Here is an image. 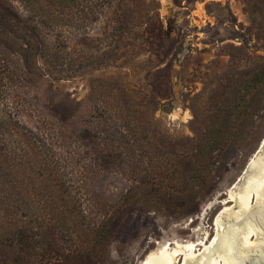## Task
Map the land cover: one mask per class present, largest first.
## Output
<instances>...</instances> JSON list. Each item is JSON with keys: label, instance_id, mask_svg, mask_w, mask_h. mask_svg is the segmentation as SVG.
I'll use <instances>...</instances> for the list:
<instances>
[{"label": "rangeland", "instance_id": "1", "mask_svg": "<svg viewBox=\"0 0 264 264\" xmlns=\"http://www.w3.org/2000/svg\"><path fill=\"white\" fill-rule=\"evenodd\" d=\"M9 1L0 132L59 140L58 173L1 158L0 264H142L213 238L264 156V0Z\"/></svg>", "mask_w": 264, "mask_h": 264}, {"label": "bare ground", "instance_id": "2", "mask_svg": "<svg viewBox=\"0 0 264 264\" xmlns=\"http://www.w3.org/2000/svg\"><path fill=\"white\" fill-rule=\"evenodd\" d=\"M245 182L239 195L231 191L224 202L233 206L225 207L217 217L213 238L205 233L200 241L176 243L173 249L164 245L161 252L148 254L142 264H264V156L258 158ZM254 250L256 259H248Z\"/></svg>", "mask_w": 264, "mask_h": 264}, {"label": "trees", "instance_id": "3", "mask_svg": "<svg viewBox=\"0 0 264 264\" xmlns=\"http://www.w3.org/2000/svg\"><path fill=\"white\" fill-rule=\"evenodd\" d=\"M1 1V0H0ZM24 2H29L30 0H22ZM47 1V0H42ZM64 2H70L72 0H59ZM89 0H83V5L87 6ZM108 0H96V5H98L100 8L103 7V5ZM1 3V2H0ZM2 9L4 12L1 13L2 17H8L14 15L13 12V3L9 0H3V3H1ZM93 87H90V94L93 93ZM119 119L118 125L120 127H123L124 125L121 123V118L117 117ZM0 132V182H1V176L3 175L4 165L1 162V158L4 155H9L12 163L9 165L10 169L12 170V173H16L18 171L19 161L21 160L24 163H26V166L28 169L32 171V166H35V168H40L39 175H42V171L44 167H49L48 171V177L50 176L51 181L55 180L57 177L58 170L55 168V166L50 162V157L52 155V150L54 147H57L56 142L59 140L52 139V141H48L40 133H37L33 131L32 129H28L26 127H23V130H18L12 128L11 130ZM60 134V132H58ZM58 138V134L56 135ZM51 152V154H49ZM66 163L69 166L70 163L68 159H66ZM33 175H35L36 172L32 171ZM66 174V173H64ZM2 188L0 187V201L3 199V195H1ZM7 215H1L0 214V226L3 228L4 223L6 222ZM9 229V232H11L12 236H14V226L13 224H9L4 227V229ZM13 229V230H12ZM13 232V233H12ZM29 232V231H26ZM18 236V234H16ZM13 239V238H12Z\"/></svg>", "mask_w": 264, "mask_h": 264}]
</instances>
